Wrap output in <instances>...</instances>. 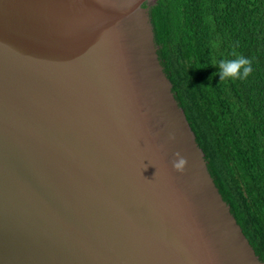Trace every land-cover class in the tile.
<instances>
[{
  "label": "water",
  "instance_id": "water-1",
  "mask_svg": "<svg viewBox=\"0 0 264 264\" xmlns=\"http://www.w3.org/2000/svg\"><path fill=\"white\" fill-rule=\"evenodd\" d=\"M156 1L0 0V264H264L161 66Z\"/></svg>",
  "mask_w": 264,
  "mask_h": 264
},
{
  "label": "trees",
  "instance_id": "trees-1",
  "mask_svg": "<svg viewBox=\"0 0 264 264\" xmlns=\"http://www.w3.org/2000/svg\"><path fill=\"white\" fill-rule=\"evenodd\" d=\"M150 15L174 97L264 263V0H157ZM237 55L253 60V74L220 80V61Z\"/></svg>",
  "mask_w": 264,
  "mask_h": 264
},
{
  "label": "clouds",
  "instance_id": "clouds-1",
  "mask_svg": "<svg viewBox=\"0 0 264 264\" xmlns=\"http://www.w3.org/2000/svg\"><path fill=\"white\" fill-rule=\"evenodd\" d=\"M235 55V53H234ZM220 80L240 81L248 79L254 72L253 60L244 55H237L236 59H224L220 61ZM174 139V137H173ZM173 168L183 173L188 165V160L179 151L175 153Z\"/></svg>",
  "mask_w": 264,
  "mask_h": 264
}]
</instances>
